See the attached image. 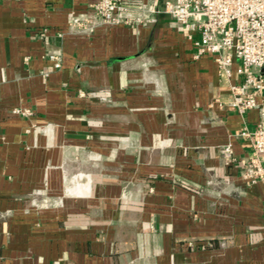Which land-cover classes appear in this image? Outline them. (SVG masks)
<instances>
[{"label":"crops","instance_id":"obj_1","mask_svg":"<svg viewBox=\"0 0 264 264\" xmlns=\"http://www.w3.org/2000/svg\"><path fill=\"white\" fill-rule=\"evenodd\" d=\"M95 1L0 0V264H264L239 136L257 111L219 104L228 83L166 0L82 31Z\"/></svg>","mask_w":264,"mask_h":264},{"label":"built area","instance_id":"obj_2","mask_svg":"<svg viewBox=\"0 0 264 264\" xmlns=\"http://www.w3.org/2000/svg\"><path fill=\"white\" fill-rule=\"evenodd\" d=\"M89 8V12L74 19L82 31H91L98 24L137 26L151 21L155 13L143 0H97ZM163 12L192 42L193 59L205 54L213 57L220 79L229 88L228 99L219 104L239 114L257 111L255 127L245 125L239 131L250 145L249 153L241 160V174L247 183L263 182L264 0H166ZM233 72L239 81L230 82ZM220 157L225 164L236 160L229 143L220 147Z\"/></svg>","mask_w":264,"mask_h":264}]
</instances>
